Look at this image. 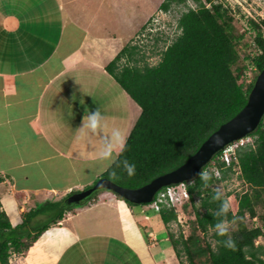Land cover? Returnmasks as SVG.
<instances>
[{
	"label": "crops",
	"instance_id": "obj_1",
	"mask_svg": "<svg viewBox=\"0 0 264 264\" xmlns=\"http://www.w3.org/2000/svg\"><path fill=\"white\" fill-rule=\"evenodd\" d=\"M20 1L0 0V202L13 226L38 206L60 202L92 186L110 167L97 158L100 137L77 139L88 112L99 108L108 128L119 127L127 137L141 113L106 69L130 44L126 40L138 34L127 35L122 28L117 34L109 33L111 20L122 18L114 9L116 0H26L33 6H19ZM47 2L54 3L58 17L46 20L37 14L36 10L46 9ZM120 102L128 111L123 119L112 115L118 108L112 104ZM128 121L132 123L129 132ZM104 192L79 210L65 211L63 219L28 249L44 248L46 254L39 264H62L78 244L82 252L77 255L78 264H113L102 256L94 258L98 247H86L84 241L94 237L107 239L108 244L121 241L136 252L144 236L151 264L165 262H159L150 250L156 236L144 232L133 208L109 191L108 199H102ZM39 215L42 222L49 218L48 213ZM112 225L115 230L111 231Z\"/></svg>",
	"mask_w": 264,
	"mask_h": 264
},
{
	"label": "trees",
	"instance_id": "obj_2",
	"mask_svg": "<svg viewBox=\"0 0 264 264\" xmlns=\"http://www.w3.org/2000/svg\"><path fill=\"white\" fill-rule=\"evenodd\" d=\"M187 1L164 0L160 6L168 10L177 3L188 8L178 20L180 32L171 39L156 64L139 65L141 57L135 56L138 46H126L107 65L108 72L141 108L127 137L126 150L119 157L121 161L127 159L135 163V175L129 176L122 165L118 168L112 164L101 176L119 185L137 188L185 163L214 131L246 105L256 77L264 68V33L260 23L249 18V24L256 31L255 48L241 57L244 46L252 44L242 42L245 33L237 30L230 7L213 0H194L198 5L192 8ZM261 23L264 25V20ZM125 56L129 63L123 64ZM250 65L255 67V76L247 82L246 71ZM250 135L255 137L254 146H242L236 152L241 171L239 177L249 189L229 193L231 209L227 218L231 221L249 213L251 218L260 217L264 224V213H257V206H264V117ZM217 165L222 177L216 178L210 173L212 179L208 186H204L199 176L185 182L190 197L184 199L181 206L187 210L190 203L195 214L188 236L180 233L176 238L170 232V223L178 220V212L173 205L160 203L159 216L167 226L168 240L178 257H182L183 252L186 254L189 264H196V258L202 256L207 257L209 264H264V244H257L264 231L258 225L250 228L243 225L233 235L229 233L236 242L235 251L218 243L226 237L217 236L214 231L217 218L212 213L220 202L212 200L216 191L212 185L229 177L234 169L233 165L225 166L220 161ZM166 187L157 192L152 202L145 204L154 203ZM97 193L81 204L93 199ZM67 197L29 211L16 226L0 202V264H12L13 253L21 254L30 249L52 224L63 219L65 211L73 207L65 204ZM40 212L48 213L49 218L33 229L32 219ZM210 231L214 246L207 240ZM181 264L186 263L181 261Z\"/></svg>",
	"mask_w": 264,
	"mask_h": 264
},
{
	"label": "rangeland",
	"instance_id": "obj_3",
	"mask_svg": "<svg viewBox=\"0 0 264 264\" xmlns=\"http://www.w3.org/2000/svg\"><path fill=\"white\" fill-rule=\"evenodd\" d=\"M37 1V0H36ZM164 0H116L114 2V9L119 13L118 15L122 16V18L126 21L127 28H124L123 26V20L117 19L122 21H116L114 19V22L118 23L116 25L112 20L110 22V25L108 27L109 33L112 35L117 34L119 32H122V30L127 34H132L133 36L136 35L134 38H128L126 42L130 43L128 46H138L139 51L138 54L135 55L137 58L141 57V60L139 61V65H144L145 62L149 64H156L160 58L161 53L163 50L166 49V47L172 42L173 38L176 37V34L180 32L178 29V20L181 17L182 13L187 10L188 7L184 4H177L173 3L168 10H163L160 8L162 2ZM205 1V0H203ZM214 3H223L224 6H228L231 9V16L233 17V23L236 25V28L239 32L245 33V38L242 42H251L252 46L248 47L244 46L241 52V57H244L246 53H251L253 48H255L253 41L256 35V31L251 27L248 20L249 18H256L258 23L262 25V31L264 33V25L261 23L262 20H264V0H213ZM25 3V4H24ZM188 6L192 8H196L198 3L194 0H188L187 1ZM208 6H210V3L206 2ZM26 5V6H33V3L26 1H20V5ZM46 9L41 11V9L36 10L38 11V15L40 16H46V20L58 17L60 13L57 12V8L52 4V2H47L46 5H44ZM55 6V7H54ZM108 19H110V16H106ZM112 17L114 18L115 15L113 14ZM254 20V19H253ZM147 23V25H146ZM146 25V27L143 29V27ZM122 26V27H121ZM122 28V30L120 29ZM143 29V30H142ZM172 39V40H171ZM144 56V57H142ZM143 58V59H142ZM123 64L129 63V61L126 59L125 61H122ZM132 63V62H130ZM254 68L249 66V68L246 71V80L249 82L251 78L253 79L254 75ZM120 86V85H119ZM121 87V86H120ZM122 88V87H121ZM113 98V97H112ZM117 101V100H113ZM119 101V100H118ZM117 108L115 112L112 113V115H118L121 119H123L122 116H125L128 114L127 108L123 102H120V105H113L112 108ZM138 108V107H136ZM141 109V108H140ZM141 112V111H140ZM138 116L140 115L137 114ZM131 121H128L127 123V131L129 132V127L132 123ZM134 123V122H133ZM134 125V124H133ZM106 163V162H105ZM101 166H98L97 168H100ZM91 175L93 171H88ZM240 173H237V171L233 170V173L223 181L216 182L212 185V187L215 190L222 191L226 197L230 198L229 193H242L245 190H248L249 187L243 182L242 178H240ZM102 176V174H101ZM101 176L98 178L100 179ZM97 179V180H98ZM104 190H100L98 192H102ZM108 192V191H107ZM104 192V195H102V199H108V193ZM112 194H115L112 191H109ZM118 196L117 194H115ZM119 197V196H118ZM121 200H124L123 198L119 197ZM100 199V198H99ZM180 198L176 199L174 198L175 204H172L177 212H178V220L175 222L170 223V232H172L175 237H179L180 233H183L184 236H188L191 233V227H192V221L195 219V214L193 210V206L189 203L187 210L185 208H182ZM98 200V199H97ZM94 200V201H97ZM109 201V200H108ZM125 201V200H124ZM126 202V201H125ZM199 198L197 197L196 203L199 205ZM87 203V202H86ZM128 204V203H127ZM167 204V203H166ZM86 204L78 203L73 205V209L79 210ZM130 207L133 208V212L135 216H137L141 221V224H144L143 229L144 232L148 231L149 234L155 235L154 237V245H150V250L154 253L155 257L159 260V262L169 263V264H181V261H184L186 264H189V261L187 259L186 254H182V257H178L173 249V246L171 242L167 239H165L168 235L167 226L163 223V221L160 219L159 216V209L156 208V206L149 205V204H133L130 205ZM257 213L263 214L264 213V206L258 205L257 206ZM148 217V218H147ZM150 217V220H149ZM42 222L41 215L39 217H34L32 219V228L34 229V226H38ZM95 223V222H94ZM91 227L93 226L92 223H90ZM247 227H254L256 225L263 227L264 230V224L262 222V219L260 217L256 220L253 217L249 215V213H246L244 216L238 215L235 219V223L232 225V228L230 230V234H234L235 232L239 231L242 226ZM147 227L150 229L147 230ZM105 228V227H104ZM111 231L115 228L112 225ZM118 230V229H117ZM147 234V233H146ZM145 235V234H144ZM202 235V234H201ZM212 231H210L207 240H209L213 246L215 245V241L213 239ZM157 238V239H156ZM168 238V237H167ZM148 238L144 236V241L146 242L144 244V241L139 244L138 252H134L132 249H129L126 247L121 241H111V243L108 244L107 239H99L97 237L88 239L84 241L85 246H96L98 247L97 253H94L93 257L100 258L101 256L105 258V261L113 264H151V261L149 259V256L144 250V245L148 246ZM94 241V242H93ZM96 244V245H95ZM152 244V243H150ZM257 244H264V235L259 237L257 240ZM202 245H205L202 243ZM37 247L34 248L32 251L23 252L21 254L13 253L10 257V262L12 264L15 263L16 260H19L24 257V260L20 264H39L41 259L45 256L46 252L44 248L41 245H36ZM81 245L78 244L77 247H75L70 254L66 255L62 264H78L80 262V259L77 258V255H80ZM110 246L112 250L108 249ZM102 247V248H101ZM164 250V252H161V250ZM101 252V253H100ZM25 253V254H24ZM139 254V255H138ZM170 255H173V258L169 257ZM47 256V255H46ZM168 256L169 258L167 260H164ZM161 257V258H160ZM27 258V259H26ZM206 256L198 257L196 258V264H209L206 262ZM162 263V264H164Z\"/></svg>",
	"mask_w": 264,
	"mask_h": 264
},
{
	"label": "water",
	"instance_id": "obj_4",
	"mask_svg": "<svg viewBox=\"0 0 264 264\" xmlns=\"http://www.w3.org/2000/svg\"><path fill=\"white\" fill-rule=\"evenodd\" d=\"M264 117V68L259 72L249 93L246 105L230 120L223 123L178 168L159 175L137 188L125 187L107 177H101L92 186L70 194L65 204L75 205L86 201L100 190L112 191L133 204L150 203L165 186L192 181L226 145L244 138L259 127Z\"/></svg>",
	"mask_w": 264,
	"mask_h": 264
},
{
	"label": "clouds",
	"instance_id": "obj_5",
	"mask_svg": "<svg viewBox=\"0 0 264 264\" xmlns=\"http://www.w3.org/2000/svg\"><path fill=\"white\" fill-rule=\"evenodd\" d=\"M101 133H103V135H101ZM92 136H98L101 139V145L97 151V158L99 160L107 162L109 166H111L112 164H116L118 168L122 165L124 171L129 176L135 175V163L129 162L127 159H124L122 161L119 159L120 155L126 150L127 134L123 129L119 127H112L111 129H109L106 118L101 113L99 108H97L95 111L88 112L87 115L83 117L82 126L78 128L77 139L82 140L90 138ZM219 152L221 153V151ZM213 159L205 167H207L213 161ZM203 169L198 172L197 175L203 182L204 186H208L209 181L212 179V175L208 171H205ZM113 175H115V172H113ZM212 200L220 202L218 209L212 213V215L217 218V222L214 225L215 234L220 237H226V239L218 241V243L222 244V246L227 249L235 251L236 242L229 235L232 225L235 223V218H233V220L231 221L227 218V214L231 209V199L226 197L225 194L218 189L212 195Z\"/></svg>",
	"mask_w": 264,
	"mask_h": 264
},
{
	"label": "built area",
	"instance_id": "obj_6",
	"mask_svg": "<svg viewBox=\"0 0 264 264\" xmlns=\"http://www.w3.org/2000/svg\"><path fill=\"white\" fill-rule=\"evenodd\" d=\"M255 21H258L256 18L253 17ZM255 70V68H254ZM252 80V78H251ZM250 80V81H251ZM249 81V82H250ZM255 144V137L253 136H246L244 138H241L233 143L228 144L225 146L222 150L217 159L212 161L207 168H204L203 170L208 171L209 173H212L216 178H221V170L220 167L217 165V161L223 162L225 166L233 165L234 170L237 171V173H240V166L239 161L237 159V149L242 146H248ZM174 198L178 199L183 203L184 199L189 198V192L187 190V187L185 183H181L178 185H171L166 187L158 196L157 200L154 201L151 205L156 206L157 209L160 207V203L164 202L167 204H175ZM172 202V203H171ZM254 219L257 220V217ZM263 228V227H262ZM264 231V230H263Z\"/></svg>",
	"mask_w": 264,
	"mask_h": 264
}]
</instances>
